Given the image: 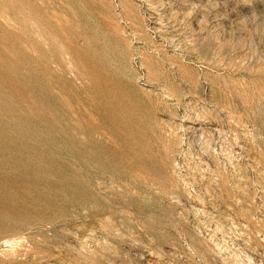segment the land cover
<instances>
[{"label": "rangeland", "instance_id": "obj_1", "mask_svg": "<svg viewBox=\"0 0 264 264\" xmlns=\"http://www.w3.org/2000/svg\"><path fill=\"white\" fill-rule=\"evenodd\" d=\"M0 264H264V0H0Z\"/></svg>", "mask_w": 264, "mask_h": 264}]
</instances>
